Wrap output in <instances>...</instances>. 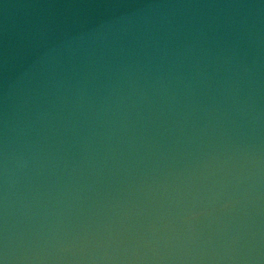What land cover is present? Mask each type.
Listing matches in <instances>:
<instances>
[{
	"label": "water",
	"instance_id": "1",
	"mask_svg": "<svg viewBox=\"0 0 264 264\" xmlns=\"http://www.w3.org/2000/svg\"><path fill=\"white\" fill-rule=\"evenodd\" d=\"M0 264H264V0H0Z\"/></svg>",
	"mask_w": 264,
	"mask_h": 264
}]
</instances>
